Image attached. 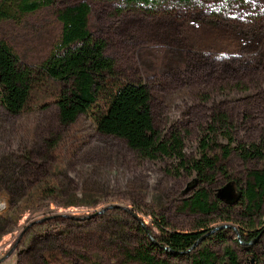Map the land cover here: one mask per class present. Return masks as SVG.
<instances>
[{
  "label": "rangeland",
  "instance_id": "rangeland-1",
  "mask_svg": "<svg viewBox=\"0 0 264 264\" xmlns=\"http://www.w3.org/2000/svg\"><path fill=\"white\" fill-rule=\"evenodd\" d=\"M79 1L89 4L91 32L106 42L105 54L115 61L117 76L149 86L158 130L180 133L185 163L173 157L141 159L115 137L97 133L83 115L61 126L50 101L59 84L43 77L32 89L29 112L12 115L0 105V213L20 204L45 178L60 191L55 201L47 197L38 208L18 207L0 222V264H41L43 238L55 231L51 218L64 220L73 245L105 258L102 241L77 234L123 232L126 239L135 238L132 213L145 224L163 219L179 231L208 224L216 228L207 240L215 252H222L227 239L240 264H264V208L253 236L249 223L239 221L237 201L221 203V211L209 216L177 209L181 198L198 187L191 166L213 114L227 119L236 141H264V28L256 27L264 0L181 5L158 0L161 6L153 7L125 0H55L53 7L23 14L14 10V17L0 19V39L35 71L59 38L61 25L52 10ZM50 138L55 150L47 147ZM260 164L233 155L226 173L215 177L216 189L235 181L237 192L246 170ZM152 230L159 234L155 226Z\"/></svg>",
  "mask_w": 264,
  "mask_h": 264
},
{
  "label": "trees",
  "instance_id": "trees-1",
  "mask_svg": "<svg viewBox=\"0 0 264 264\" xmlns=\"http://www.w3.org/2000/svg\"><path fill=\"white\" fill-rule=\"evenodd\" d=\"M125 1L152 7L161 6L158 0ZM170 1L181 5L195 0ZM54 4L55 0H1L0 19L14 17V10L23 14L41 7H53ZM52 11L61 25L59 38L49 56L35 71L23 65L12 46L0 39V105L12 115L29 112L32 109V89L41 83L43 77L51 78L59 84L58 91L50 101L56 106L57 120L61 126H70L83 115L93 124L97 133L115 137L141 159L173 157L184 164L180 133L170 131L167 135L162 134L154 123L149 86L142 82L124 81L117 76L115 61L105 54L106 42L95 38L91 32L89 4L79 1L54 7ZM256 27L258 30L264 28V14L260 15ZM228 125L229 122L223 116L212 115V120L199 141V157L191 166L196 174L198 187L188 195H183L177 209L184 213L209 216L221 211V203L231 205L237 201L241 208L239 221L249 223L246 228L249 229L250 236H253L256 233L252 229L254 221L261 216L264 208V141L247 144L236 141L227 129ZM51 139L47 147L55 150V143ZM233 155L248 163L256 160L261 164L246 170L237 192L226 200L216 194L215 177L226 173ZM230 185L235 191L236 182L230 181ZM31 190L34 191L22 199L20 204L0 213V222L16 213L18 207L38 208L47 197L51 202L55 201L60 191L50 178L43 179L39 185L35 184ZM131 216L134 220L132 227L137 233L135 238L130 236L126 239L127 234L123 232L91 230L77 234L81 238L85 235L102 241L105 245V258L95 252H88L83 246L79 248L73 245L70 235L65 234L68 227L63 225L64 220L51 218L56 232L43 238L45 246L40 263L240 264L227 239H223L221 253L215 252L207 244L216 229L208 224L200 223L188 231H179L168 228L163 219L145 224L135 213ZM231 219V216L222 217V220ZM152 226L159 230V234L153 232ZM234 230L238 236L239 230ZM262 230L263 227L257 232ZM64 237L67 241H63ZM219 237L223 238L222 235ZM252 240L253 238L244 243L245 249H249Z\"/></svg>",
  "mask_w": 264,
  "mask_h": 264
},
{
  "label": "water",
  "instance_id": "water-1",
  "mask_svg": "<svg viewBox=\"0 0 264 264\" xmlns=\"http://www.w3.org/2000/svg\"><path fill=\"white\" fill-rule=\"evenodd\" d=\"M217 196L220 197V198H223V199H226V200H229L232 198L234 192L233 190L231 189V185L229 184L228 187L227 186H224L222 189L220 190H217L216 192ZM218 228V227H217ZM14 249V247L11 248L10 251H12ZM9 253V252H8ZM7 253V254H8Z\"/></svg>",
  "mask_w": 264,
  "mask_h": 264
},
{
  "label": "bare ground",
  "instance_id": "bare-ground-1",
  "mask_svg": "<svg viewBox=\"0 0 264 264\" xmlns=\"http://www.w3.org/2000/svg\"><path fill=\"white\" fill-rule=\"evenodd\" d=\"M2 206V202L0 201V207Z\"/></svg>",
  "mask_w": 264,
  "mask_h": 264
}]
</instances>
